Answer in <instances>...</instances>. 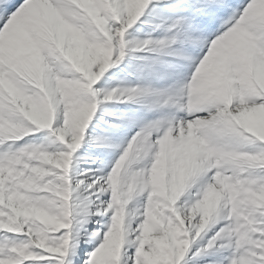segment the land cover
<instances>
[{"label":"snow or ice","instance_id":"obj_1","mask_svg":"<svg viewBox=\"0 0 264 264\" xmlns=\"http://www.w3.org/2000/svg\"><path fill=\"white\" fill-rule=\"evenodd\" d=\"M0 264H264V0H0Z\"/></svg>","mask_w":264,"mask_h":264}]
</instances>
